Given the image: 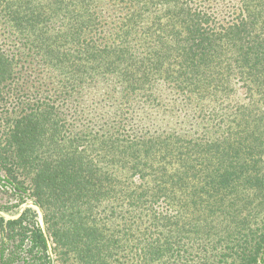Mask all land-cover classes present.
Instances as JSON below:
<instances>
[{
  "label": "trees",
  "instance_id": "1",
  "mask_svg": "<svg viewBox=\"0 0 264 264\" xmlns=\"http://www.w3.org/2000/svg\"><path fill=\"white\" fill-rule=\"evenodd\" d=\"M108 4L120 15L99 42ZM0 22L26 50L44 37L56 73L55 100L0 117V170L20 204L41 206L59 264H260L264 0H0ZM1 62L5 103L15 65ZM97 78L149 104L170 85L220 134L73 131L61 97ZM0 246V264L45 252L34 210L0 216Z\"/></svg>",
  "mask_w": 264,
  "mask_h": 264
},
{
  "label": "rangeland",
  "instance_id": "2",
  "mask_svg": "<svg viewBox=\"0 0 264 264\" xmlns=\"http://www.w3.org/2000/svg\"><path fill=\"white\" fill-rule=\"evenodd\" d=\"M118 11L110 4L104 8L96 34L99 42L109 38L110 28L118 21ZM30 40L37 47L28 46L26 50L20 42L21 37L0 22V53L15 65V76L6 87L10 96L5 103L0 102V117L22 107L23 101L29 106L37 107L46 96L55 100L53 94L58 89V83L56 73L44 62V37L36 35ZM175 91L172 86L160 83L156 88L157 102L149 104L143 101L141 95L122 92L111 80L97 78L92 85L74 92L72 96L61 97L60 104L64 122L73 131H118L134 136L176 132L196 140H209L218 136L220 132L210 122V114L206 108L201 110L202 107ZM15 112L18 113V110ZM2 173L0 170V213L6 220L16 219L27 209L23 208L24 204L35 200L31 198L20 204L19 199L5 186L7 183ZM39 207L42 217L36 208H29L35 211L38 226L48 238L49 248L46 246L45 252L36 259L22 253L10 264H50V255L54 256L55 264H59L46 230L43 210L40 205ZM8 249L9 247L0 246V256L1 252L6 256ZM261 259L260 264H264V254Z\"/></svg>",
  "mask_w": 264,
  "mask_h": 264
},
{
  "label": "water",
  "instance_id": "3",
  "mask_svg": "<svg viewBox=\"0 0 264 264\" xmlns=\"http://www.w3.org/2000/svg\"><path fill=\"white\" fill-rule=\"evenodd\" d=\"M29 207H34L37 209L40 217H42V212H41V209L39 207V205L36 203V202H33V201H29V202H26L23 206V208H29ZM0 216H2V214L0 213ZM43 236H44V240H45V244L46 246L49 248V242H48V238L47 236L45 235V233H43ZM49 259H50V264H55V261H54V256L53 255H50L49 256Z\"/></svg>",
  "mask_w": 264,
  "mask_h": 264
}]
</instances>
